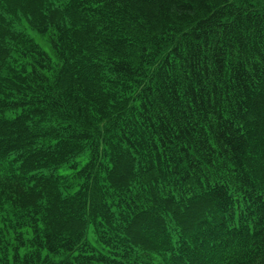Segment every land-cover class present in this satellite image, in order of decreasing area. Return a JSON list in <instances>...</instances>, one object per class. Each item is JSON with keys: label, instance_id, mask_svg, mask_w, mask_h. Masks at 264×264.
I'll use <instances>...</instances> for the list:
<instances>
[{"label": "trees", "instance_id": "trees-1", "mask_svg": "<svg viewBox=\"0 0 264 264\" xmlns=\"http://www.w3.org/2000/svg\"><path fill=\"white\" fill-rule=\"evenodd\" d=\"M0 264H264V0H0Z\"/></svg>", "mask_w": 264, "mask_h": 264}, {"label": "rangeland", "instance_id": "rangeland-1", "mask_svg": "<svg viewBox=\"0 0 264 264\" xmlns=\"http://www.w3.org/2000/svg\"><path fill=\"white\" fill-rule=\"evenodd\" d=\"M31 34L35 37V39L40 42L42 45H44L45 47H47L48 49L50 48L48 45L47 40L44 37L39 36L36 32H31ZM61 173H66V172H70V169H68L67 167H62L60 170Z\"/></svg>", "mask_w": 264, "mask_h": 264}]
</instances>
